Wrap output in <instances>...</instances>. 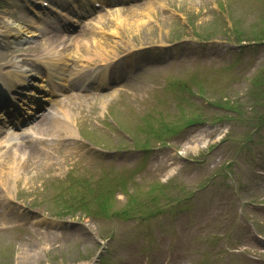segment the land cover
I'll return each instance as SVG.
<instances>
[{
    "label": "rangeland",
    "instance_id": "rangeland-1",
    "mask_svg": "<svg viewBox=\"0 0 264 264\" xmlns=\"http://www.w3.org/2000/svg\"><path fill=\"white\" fill-rule=\"evenodd\" d=\"M23 1L0 0L2 65L12 63L16 52H24L26 59L31 52L35 58L39 54L56 51L58 41L61 46L64 43L58 38L46 47L48 52L44 50L45 43L52 42L47 38L50 33L39 34L37 28L30 25L35 22L24 9ZM231 18L238 20L240 28L259 26L264 18V0L114 1L110 7L92 13L79 30L57 33L65 41L63 53H70L73 57L69 64L70 74L88 76L94 73V77L99 78L102 67L98 63L102 59H92L97 57L98 46L103 48V56L114 58L124 55L122 60L127 66H132L131 61L136 58L135 52H140L141 45L155 46L159 41L168 43V50L153 52L151 56L163 57L175 53L177 58L159 66L152 57L140 77L123 85L112 84L101 91H78L76 82H73L60 91L61 97L44 104L48 114L39 118L40 123L22 126V130L12 135L16 138L1 147L6 149L14 141L21 144L39 136L48 138L35 142L39 148L37 153H32L31 148L20 147L25 159L21 160L23 163L15 176L3 172L8 184L0 181V195H8L3 200L8 214L0 216V226H4L0 228V264H79L98 252L99 239L109 237L110 253L105 255L110 259L109 264H264V173H260L264 172V125L257 119L261 111L257 105L248 110L256 98L253 80L264 74V43L241 52L240 56L247 60L236 69L240 81L231 85L229 79L239 77L230 69H220L223 62L228 63L238 53L233 31L229 27ZM193 22L194 30L189 26ZM8 24L19 25L28 30V34L32 33L28 35L31 36L30 41L27 38L22 43L5 44L7 40L16 38L13 32L9 33L12 34L10 37L7 36L5 26ZM36 24L39 26L41 23ZM203 32L216 34L208 39L202 36ZM2 33L6 35L2 36ZM180 36L187 37L189 43L181 45ZM69 38L72 42L67 40ZM83 59H89L91 63ZM144 59L147 60L146 57ZM86 64L89 66L84 67ZM123 66L125 64L111 69L110 75L114 77L116 70ZM191 68L200 80L214 81L205 82L208 94L216 96L219 89L242 106L246 120L250 118L251 125L248 122V126L253 137L247 138L248 128L240 121L225 117L219 119L218 115L230 112L212 105L205 109L210 124L184 129L172 138L167 147L157 145L145 159L141 158L139 151L132 150L93 154L104 150L94 149L90 145L91 139L108 141L107 144L111 145L109 139L123 140L124 133L131 132L128 129L130 121L137 118L135 113L142 112L144 106V99L140 96L150 89L153 82L159 92H163L161 80L167 76H186ZM198 84L187 81L185 93L188 94L190 88ZM178 90L182 93L181 88ZM260 90L264 93V85ZM41 96L39 94L38 98ZM109 111H113L112 114L128 127L120 126V131L124 133H115L106 125L111 130L109 133L103 127L106 124L104 119L109 118ZM50 113L61 116L64 119L60 121L62 123L69 120L72 132L60 124L53 126L54 117ZM188 116V112L182 111L178 126L185 125ZM192 130L199 131L200 137L186 139ZM5 135H10V132L0 136ZM235 137L246 141L242 147L239 146L241 143L234 141ZM132 139L135 144L137 140ZM27 144L33 145L29 141ZM212 144L218 146L207 149ZM3 152L1 149L0 155ZM236 159L239 170L231 165L228 176L231 175L234 183L241 188L238 194L224 192L221 187L224 179L218 175L217 184L209 179L206 189L201 190L196 199L188 201L189 207L168 210L153 218L149 224L136 223L134 236L129 240L124 238L129 228L128 221L112 213L102 214L94 201H88L90 209L98 214L87 216L82 221L75 219L81 214L71 218L51 216L48 219L45 216V208L49 211L59 209L61 203L58 201L61 199L56 195L59 191L65 192L63 188L72 172V176L79 173L95 184L99 182L97 175L103 168L130 167L134 162L143 160L137 177L144 189L153 183L168 182V194L183 196L188 187L197 186L219 170L224 171L227 161ZM2 160L3 157H0V164ZM234 183L226 179L224 185ZM79 190L82 189L73 188L69 195ZM119 197L110 198V210L112 205L115 209L123 207L126 196ZM138 198L143 196L138 195ZM33 211L39 213L33 214ZM12 223L22 228L21 234L19 229H8ZM100 264H104V260Z\"/></svg>",
    "mask_w": 264,
    "mask_h": 264
},
{
    "label": "bare ground",
    "instance_id": "bare-ground-1",
    "mask_svg": "<svg viewBox=\"0 0 264 264\" xmlns=\"http://www.w3.org/2000/svg\"><path fill=\"white\" fill-rule=\"evenodd\" d=\"M13 26H15V28H16V30L14 32V33H16V39H18L17 35L24 34V33L27 32L21 26H16V25H13ZM13 26H10L9 25V26H6V27L10 31V30H13ZM23 36H28V34L23 35ZM23 76H24V73H22V72H15L13 75L10 76V79H11V81H18L19 78H21V80H24ZM50 78H52V77L50 76ZM53 117H55L56 120H57V121L56 120L52 121L53 126H57V125L59 126V124H60L67 131L72 132L73 129H72L71 125H70V122L62 123V122H60L61 121V118L56 117V116H53ZM20 119H21V117H20ZM39 122H37V123H39ZM4 146H5V144H4ZM20 147L21 148H25V147L31 148L32 153H37L38 152V149H39L38 146H36V145H30V144L27 145V143L24 144V145H21V144H12L6 150L3 148L5 151L0 155L1 158L3 157L2 163L0 164V181H2L6 185L8 183L6 182V178L3 176L4 175L3 172L13 173V176H15L14 173H17L18 172L19 166L23 163L21 161V159H23V157H21L22 152H20V150H19Z\"/></svg>",
    "mask_w": 264,
    "mask_h": 264
}]
</instances>
